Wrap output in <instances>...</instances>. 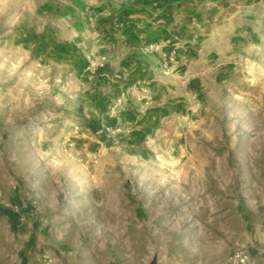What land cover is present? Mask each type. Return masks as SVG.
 Returning <instances> with one entry per match:
<instances>
[{
  "label": "rangeland",
  "instance_id": "obj_1",
  "mask_svg": "<svg viewBox=\"0 0 264 264\" xmlns=\"http://www.w3.org/2000/svg\"><path fill=\"white\" fill-rule=\"evenodd\" d=\"M264 264V0H0V264Z\"/></svg>",
  "mask_w": 264,
  "mask_h": 264
},
{
  "label": "built area",
  "instance_id": "obj_2",
  "mask_svg": "<svg viewBox=\"0 0 264 264\" xmlns=\"http://www.w3.org/2000/svg\"><path fill=\"white\" fill-rule=\"evenodd\" d=\"M249 261L248 257L245 255H237L233 260L234 264H247Z\"/></svg>",
  "mask_w": 264,
  "mask_h": 264
}]
</instances>
